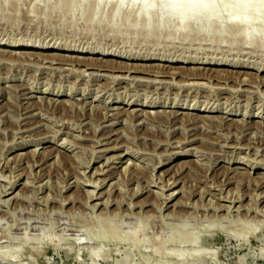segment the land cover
Listing matches in <instances>:
<instances>
[{"label":"rangeland","instance_id":"374dc122","mask_svg":"<svg viewBox=\"0 0 264 264\" xmlns=\"http://www.w3.org/2000/svg\"><path fill=\"white\" fill-rule=\"evenodd\" d=\"M67 3L0 0V40L19 41L0 46V264H264V37ZM65 45L137 59L79 54L87 69Z\"/></svg>","mask_w":264,"mask_h":264},{"label":"bare ground","instance_id":"6f19581e","mask_svg":"<svg viewBox=\"0 0 264 264\" xmlns=\"http://www.w3.org/2000/svg\"><path fill=\"white\" fill-rule=\"evenodd\" d=\"M46 2H49V1H52V0H45ZM56 1H59V0H56ZM230 0H67V4L69 5V7H73L74 8V6H76L78 3H85V4H90L91 5V8H93V10H91V8H90V10L91 11H95L96 10V8L98 7V5L96 6V4H98L99 3V5H100V3H101V5H104V9H105V5L107 6V7H111L112 8V12H111V18L113 19V18H115V17H117L118 16V12H121V10H129V11H131V13L132 14H135V16H137L138 17V14L139 13H142V15H141V18H142V21H143V26L145 27V29L144 30H146V33H150V32H152V31H155V29L156 30H158V31H167L168 29H170L171 27H174V29L175 30H178V31H180V32H184L185 33V35L187 34V33H190V32H194V33H200V34H202V33H209V32H207V31H209L208 29H207V27L209 28V25H213V24H215V30H214V32H212V34L214 35V36H222V35H224V34H226V33H231L232 31H233V33L232 34H235V35H239V34H244L246 37H245V44L248 46V45H250V46H252V45H254V42L255 41H257V39H260L261 40V38L263 39V37H264V7H263V9L262 10H260L259 12H257L259 9L257 8V6L260 4V3H263L264 4V2H262V0H234V3H232L233 5H229V2ZM232 2H233V0H231ZM231 1H230V3H231ZM92 4L94 5L93 7H92ZM230 6V7H229ZM260 6V5H259ZM258 6V7H259ZM89 7V6H88ZM96 7V8H95ZM128 11V12H129ZM126 13V15L128 14L129 16L130 15H132V14H129V13ZM246 14H247V16H250V18H248V19H250V20H248V24H247V26H244V19H245V17H246ZM246 20V19H245ZM211 33V32H210ZM237 37V36H236ZM264 40V39H263ZM263 42V41H262ZM0 46H7V47H18L19 46V41H13L12 40V42H9V41H6V39L3 41V40H0ZM22 47H23V45H21ZM25 47H31V44H26V45H24ZM32 47H40V46H38V45H34L33 44V46ZM87 47V46H86ZM84 48V47H76V48H72V47H67L66 45L65 46H62L60 49L61 50H63V51H65V52H76V53H78V56H73L72 55V57H75L76 59H74L73 60V64H82L85 68H92V67H95V66H93L94 64H92V63H90V62H88L87 60V62L86 61H84V62H86V63H83V62H81L82 61V59H86V58H84L82 55H79V54H102V55H112V56H115V57H122V58H125V59H127V60H133V59H137V58H135L134 56H132V55H128V56H126V55H123V56H121L122 54H119V53H115V52H113V51H109V50H105V49H101V50H99V49H95V48H89V50H87L88 48ZM92 47V46H91ZM48 48V47H47ZM251 48V47H250ZM45 49V48H44ZM54 49H59V48H54ZM1 50V49H0ZM4 50H5V48H4ZM46 50V49H45ZM6 51V50H5ZM20 51V50H19ZM24 51V50H23ZM25 52V51H24ZM20 53V52H19ZM27 53H31V52H26V54ZM112 53V54H111ZM3 54V53H2ZM31 54H33V53H31ZM36 54V53H35ZM10 55V54H9ZM38 55V54H37ZM36 55V56H37ZM62 55V54H61ZM6 56V55H5ZM23 56V55H22ZM27 56H29V55H27ZM47 56V55H46ZM52 56V55H51ZM65 56H67V58L66 59H68V55L66 54ZM25 57H26V55H25ZM57 57V56H56ZM11 58H13V56L11 55ZM18 58V57H17ZM20 58V57H19ZM42 58V57H41ZM62 58L63 57H61V60H62ZM89 58H91V57H89ZM96 58V57H95ZM101 58V57H100ZM139 59L141 58V59H146V58H142V57H138ZM1 59V58H0ZM7 59V58H6ZM63 59H65V58H63ZM70 59H71V56H70ZM94 59V57L92 58V60ZM112 60H113V58H111ZM12 60V59H11ZM27 60V59H26ZM41 60V59H40ZM56 59L54 58V59H50V60H47V61H49V62H53V63H55V62H57V61H55ZM77 60H80L79 62H77ZM100 60V59H99ZM105 60V59H104ZM108 60H109V58H108ZM108 60H106V63L108 62ZM25 61V60H24ZM30 61V60H29ZM55 61V62H54ZM58 61H59V58H58ZM66 61V60H65ZM64 60H63V62H65ZM72 61V60H71ZM89 61H91V60H89ZM95 61H97L96 59H95ZM95 61H93V62H95ZM103 61V60H102ZM115 61V60H114ZM159 61V60H158ZM173 60H171L170 62H172ZM33 62V61H32ZM38 62V61H37ZM70 64H71V62L70 61H68ZM75 62V63H74ZM105 62V61H104ZM117 62V61H116ZM120 62H121V60H120ZM167 62H169V61H167ZM99 63H101V62H99ZM98 62H96V64H99ZM106 63L104 64V65H106ZM113 63V62H112ZM123 63V62H122ZM121 63V65L119 66L118 65V63H117V65L118 66H116V67H111V68H113V70H115V71H120L121 69H126V68H124V67H122V66H125L124 64H126V63H123L122 64ZM142 63V62H141ZM144 63V62H143ZM191 63V62H190ZM198 63V62H197ZM201 63H203L202 61H201ZM205 63V62H204ZM43 64H45V63H43ZM50 64V63H49ZM65 64V63H64ZM72 64V65H73ZM111 64V63H110ZM133 64V63H132ZM160 64H161V62H160ZM159 64V65H160ZM52 65V64H51ZM100 65H102V64H100ZM108 65V64H107ZM112 65H114V64H112ZM130 65V64H129ZM129 65H126V66H129ZM135 65V64H134ZM137 65V64H136ZM135 65V66H136ZM143 65V64H142ZM142 65L140 64V66L142 67ZM146 64H144V66H145ZM164 65V64H163ZM170 65V64H169ZM169 65H168V68H169ZM225 65V64H224ZM227 65V64H226ZM75 66V65H74ZM73 66V67H74ZM99 66V65H98ZM97 66V67H98ZM125 66V67H126ZM133 68H134V66L133 65H131ZM143 66V67H144ZM149 65H147L146 67H148ZM156 66V65H155ZM165 66V65H164ZM164 66H162V67H164ZM173 66V65H172ZM178 66V65H177ZM176 66V67H177ZM189 66V65H188ZM103 67V66H102ZM141 67H139V68H137L136 67V69L138 70L139 69V71H142V72H144V70L141 68ZM151 67V66H150ZM171 67V66H170ZM174 67V66H173ZM199 67V66H198ZM99 68V67H98ZM100 68H101V66H100ZM103 68H105V67H103ZM109 68V67H108ZM107 68V69H108ZM128 68V67H127ZM131 68V67H130ZM129 68V69H130ZM141 68V69H140ZM145 68V67H144ZM153 68V67H152ZM186 68V67H185ZM192 68V67H191ZM200 68V67H199ZM227 68V67H226ZM80 69V68H79ZM164 69V68H163ZM173 69V68H172ZM178 69V68H177ZM187 69V68H186ZM209 69H210V67H209ZM97 70V69H96ZM112 70V69H111ZM131 70V69H130ZM147 70V69H146ZM151 70V69H150ZM155 70V69H154ZM153 70V71H154ZM170 70V69H169ZM183 70V69H182ZM185 70V69H184ZM205 70H206V68H205ZM211 70V69H210ZM215 70V69H214ZM221 70V69H220ZM224 70H225V68H224ZM232 70V69H231ZM237 70H239V69H237ZM263 70V69H262ZM79 71H81V72H85L86 71V69H81V70H79ZM125 71V70H124ZM152 71V70H151ZM157 71V70H156ZM160 71V70H159ZM163 71V70H162ZM178 71H181V69L179 70L178 69ZM178 71H176V72H174V71H171L170 70V72L172 73V72H174V73H178ZM191 71V70H190ZM213 71V70H212ZM217 71V70H216ZM223 71V70H222ZM234 71V70H233ZM165 72H168V71H165ZM184 72V71H183ZM186 72V71H185ZM199 72V71H198ZM207 72V71H206ZM238 72V71H237ZM241 71H239V73H240ZM162 73V72H161ZM163 73H164V71H163ZM182 73V72H181ZM218 73V72H217ZM220 73V72H219ZM154 74H156V72L154 73ZM160 74V73H159ZM159 74H157V75H159ZM170 74V73H169ZM168 74V75H169ZM178 74H180V73H178ZM245 74H249L248 76H250V75H252V74H250V73H245ZM153 75V74H152ZM156 75V76H157ZM163 75V74H162ZM180 75H182V74H180ZM183 75H184V73H183ZM187 75H188V72H187ZM205 75V74H204ZM209 75V74H208ZM244 75V74H243ZM219 76H220V74H219ZM222 76V75H221ZM257 76H258V74H257ZM257 76H255V77H257ZM264 76V75H263ZM123 78L124 76H116V78ZM137 77V76H136ZM172 77H173V73H172ZM215 77H216V79H218L217 78V76L215 75ZM224 77V76H223ZM229 77V76H228ZM233 77V76H232ZM251 77V82H252V78H254V77H252V76H250ZM249 77V78H250ZM125 78V77H124ZM123 78V79H124ZM138 78V77H137ZM140 78V77H139ZM200 78H204V76H201V75H197V73L196 74H190V75H188V76H186V79L185 80H198V79H200ZM205 78H207L208 79V76L206 77L205 76ZM213 78H214V76H213ZM248 78V79H249ZM215 79V80H216ZM225 79V78H224ZM259 79V78H258ZM261 79H262V77H261ZM261 79H259V81L261 80ZM141 80V79H140ZM143 80V79H142ZM211 80H212V77H211ZM227 80V79H226ZM230 80V79H229ZM234 80V79H233ZM247 80V78H242L240 81H241V83H246L245 81ZM210 81V80H209ZM219 81V80H218ZM239 81V80H238ZM254 81V80H253ZM263 81V80H262ZM191 83V82H190ZM189 83V84H190ZM201 83V82H200ZM254 83V82H253ZM188 84V85H189ZM193 84V83H192ZM194 84H199L198 83V81H197V83H194ZM193 84V85H194ZM204 84V83H203ZM250 84V83H249ZM261 84V83H260ZM258 85V84H257ZM240 86V85H239ZM2 88V87H1ZM147 99V98H146ZM158 101V100H157ZM152 102V101H151ZM91 103V102H90ZM204 103V102H203ZM206 103H208V102H206ZM205 103V104H206ZM127 104V103H126ZM192 104V103H191ZM204 104V105H205ZM249 104V103H248ZM129 105V104H128ZM204 105H202V106H204ZM215 105V104H214ZM143 106V105H142ZM146 106H147V104H146ZM206 106H207V104H206ZM211 106H213V105H211ZM211 106H209V109L208 110H206V111H210V109H211ZM145 107V106H144ZM148 107H154V106H151V104H149L148 105ZM147 107V108H148ZM208 107V106H207ZM207 107H206V109H207ZM105 108V110L106 109H118V108H120L119 106L117 107V108H109V105L108 106H106V107H104ZM125 108V107H124ZM203 108V107H202ZM127 109V108H126ZM139 109H141V108H137V107H135L134 108V111H137V110H139ZM190 109H194L193 108V106H191V108ZM201 109V108H200ZM128 111V110H127ZM202 111H205V107H204V109L202 110ZM211 111H213V110H211ZM123 112H124V110H123ZM138 112V111H137ZM136 112V113H137ZM143 112V111H142ZM146 112V111H145ZM151 112V111H150ZM149 111H148V113H150ZM194 112V111H193ZM246 112V111H245ZM261 111H258L257 112V115H258V113H260ZM102 113V112H101ZM147 113V112H146ZM154 113H156V112H154ZM223 113V112H222ZM118 114H119V112H118ZM143 114V113H142ZM152 114V113H151ZM190 114V113H189ZM196 114H198V113H196ZM106 115H110V114H108V112L106 111ZM111 115H114V114H111ZM110 115V116H111ZM134 115V114H133ZM187 115H188V113H187ZM210 115V114H209ZM235 115V114H234ZM115 116V115H114ZM135 116V115H134ZM137 116H139V115H137ZM103 117H104V115H103ZM213 117V116H212ZM220 117V116H219ZM227 117V116H226ZM261 117H264V116H261ZM116 118V117H115ZM105 119H106V117H105ZM226 119V118H225ZM131 120V119H130ZM221 120V119H220ZM219 120V121H220ZM227 120V119H226ZM155 121V120H154ZM248 121V120H247ZM224 122V121H223ZM242 122V121H241ZM114 123V122H113ZM140 123H143L144 124V121H142V122H140ZM139 123V124H140ZM243 123V122H242ZM244 123H246V122H244ZM243 123V124H244ZM238 124V123H237ZM249 124V123H248ZM260 124H262V123H260ZM108 125H110V124H108ZM100 126H96L95 128H99ZM76 129H81L80 128V126L79 127H77ZM100 129V128H99ZM81 131V130H80ZM224 136V135H223ZM74 137H77L78 139H81V138H79L78 136H74ZM187 138V137H186ZM226 138V137H225ZM99 139L100 138H98V139H96L95 141H99ZM101 140V139H100ZM206 155V154H205ZM248 159V158H247ZM249 160V159H248ZM253 161V160H252ZM248 163V162H247ZM244 164V163H243ZM246 164V163H245ZM249 164V163H248ZM251 165V164H250ZM239 166V165H238ZM246 166V165H245ZM244 167V166H243ZM236 168H239V167H236ZM240 168H242V167H240ZM251 168V166H249V169ZM253 169V168H252ZM243 170V169H242ZM247 171H248V169H247ZM95 172V171H94ZM93 172V173H94ZM84 176H86V174L83 172L82 173ZM250 174V173H249ZM2 177V176H1ZM251 177V176H250ZM86 179V178H85ZM249 179V178H248ZM84 180V179H83ZM99 181V180H98ZM251 181V180H250ZM253 181V180H252ZM251 181V182H252ZM89 182V181H88ZM91 183V182H90ZM89 183V184H90ZM93 183V182H92ZM91 183V184H92ZM97 183V182H96ZM92 184V185H94V187H97L98 185L97 184ZM99 184V183H98ZM100 186V185H99ZM161 188H163V187H161ZM213 188V187H212ZM121 189V188H120ZM220 190V189H219ZM86 191V190H85ZM86 192H88L87 194L89 195V196H93V190L91 191V190H87ZM156 193H158V192H156ZM173 193L174 192H171L170 194H167L168 195V197L166 198V200H168L172 195H173ZM211 194V193H210ZM227 194V193H226ZM239 194V193H238ZM96 195V194H95ZM161 195H163V194H161ZM166 195V196H167ZM212 195V194H211ZM165 196V195H164ZM214 196V195H213ZM224 196V195H223ZM237 196V195H236ZM259 196V195H258ZM95 197V196H94ZM101 197H103V196H101ZM215 197V196H214ZM227 197H230V195L229 196H226L225 198H227ZM11 198V197H10ZM9 198V199H10ZM16 199L17 198V194H15L14 196H13V199ZM222 198V197H221ZM240 196H238L237 198H235L234 199V197H233V199H232V201H231V199H230V202H239L240 201ZM47 199V198H46ZM90 199V198H89ZM94 199V198H93ZM220 199V198H219ZM258 199H259V197H258ZM91 200V199H90ZM172 200V198H170V200H168L167 201V203H165V206L164 207H170V206H168V203L170 202ZM221 200V199H220ZM9 201H11V200H9ZM88 201V200H87ZM209 201H210V199H209ZM208 201V202H209ZM166 202V201H165ZM5 203V202H4ZM213 203H215V201L213 202ZM213 203H211V205H213ZM221 203V202H220ZM98 204H100V203H98ZM102 204V203H101ZM163 204V203H162ZM207 206H209V204H210V202H209V204H207V203H205ZM239 204H241V203H239ZM91 205V204H90ZM96 205H97V203H93L92 204V209H94L95 207H96ZM174 205H176V204H174ZM221 205H223V204H221ZM220 205V206H221ZM7 206V205H6ZM105 206V205H104ZM132 206V205H131ZM195 206V205H194ZM218 204H216V206H215V204H214V206H213V211L215 212V211H219L220 209H218V208H221L222 209V207H220ZM88 207V206H87ZM206 207V206H205ZM212 207V206H211ZM225 207V206H224ZM226 207H228V206H226ZM231 207V206H230ZM241 207H243V205L241 204L240 206H239V208H238V206H237V208L236 209H240ZM201 208V207H200ZM31 209V208H30ZM161 209V208H160ZM229 209V208H228ZM255 209V208H254ZM205 210V209H204ZM250 210V208H248L247 209V211H249ZM253 210V209H252ZM145 212V211H144ZM132 214V213H131ZM236 214V213H235ZM37 215V214H36ZM167 215V214H166ZM237 215V214H236ZM110 218V217H109ZM106 219V218H105ZM108 219V218H107ZM251 219V218H250ZM104 221V220H103ZM112 221V220H111ZM213 221V220H212ZM237 221V220H236ZM107 222V221H106ZM109 222V221H108ZM203 227V226H202ZM254 230H255V228H254ZM112 231H113V229H112ZM112 231H110V235L112 234L111 232ZM108 232V231H107ZM254 232V231H253ZM96 234V233H95ZM115 234H118V233H115ZM100 235V234H99ZM94 236V235H93ZM98 236V235H97ZM248 236V235H247ZM121 237V236H120ZM188 238H189V236H188ZM194 239V238H193ZM188 240V239H187ZM190 240V239H189ZM188 240V241H189ZM194 241L195 242H197L198 241V237H195V239H194ZM190 242V241H189Z\"/></svg>","mask_w":264,"mask_h":264},{"label":"snow or ice","instance_id":"6c2138e0","mask_svg":"<svg viewBox=\"0 0 264 264\" xmlns=\"http://www.w3.org/2000/svg\"><path fill=\"white\" fill-rule=\"evenodd\" d=\"M262 2H264V0H262Z\"/></svg>","mask_w":264,"mask_h":264}]
</instances>
